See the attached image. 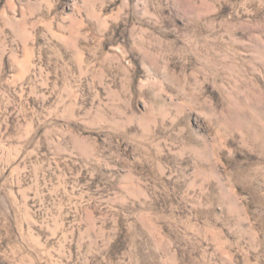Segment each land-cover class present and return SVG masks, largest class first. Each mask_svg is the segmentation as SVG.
I'll return each mask as SVG.
<instances>
[{"label":"clouds","instance_id":"clouds-1","mask_svg":"<svg viewBox=\"0 0 264 264\" xmlns=\"http://www.w3.org/2000/svg\"><path fill=\"white\" fill-rule=\"evenodd\" d=\"M217 254L264 264V0H5L0 264Z\"/></svg>","mask_w":264,"mask_h":264},{"label":"rangeland","instance_id":"rangeland-1","mask_svg":"<svg viewBox=\"0 0 264 264\" xmlns=\"http://www.w3.org/2000/svg\"><path fill=\"white\" fill-rule=\"evenodd\" d=\"M5 0H0V8L3 7ZM15 2V0H13ZM19 11V5H17V12ZM61 54H63V48H60ZM237 194H239V190H235ZM163 203V201H157L153 204L151 208L148 206H145L144 209H140L139 205H137V216L139 218V225H142L144 227H147L150 223H155L153 220V215L156 213V211L159 209L160 205ZM29 204H31V201H29ZM117 224H119V221H117ZM168 233V228L164 227L162 229L161 235H162V241L166 242V234ZM227 235V234H226ZM231 239V237H229ZM51 243V242H50ZM123 245L121 244L120 241H117L115 244L112 246V251L116 252L120 248H122ZM191 251V249H190ZM192 257L198 258L200 253L199 251L192 252ZM226 257H222L220 254H217V256L214 259V264H222V260L225 259ZM191 258H189L190 260Z\"/></svg>","mask_w":264,"mask_h":264}]
</instances>
